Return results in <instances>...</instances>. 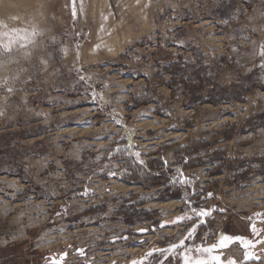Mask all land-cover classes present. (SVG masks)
Wrapping results in <instances>:
<instances>
[{"label":"rangeland","instance_id":"obj_1","mask_svg":"<svg viewBox=\"0 0 264 264\" xmlns=\"http://www.w3.org/2000/svg\"><path fill=\"white\" fill-rule=\"evenodd\" d=\"M13 29L0 264H181L155 250L184 239L189 201L210 215L186 243L264 240V0H0V43ZM251 251L221 254L264 264Z\"/></svg>","mask_w":264,"mask_h":264},{"label":"snow or ice","instance_id":"obj_2","mask_svg":"<svg viewBox=\"0 0 264 264\" xmlns=\"http://www.w3.org/2000/svg\"><path fill=\"white\" fill-rule=\"evenodd\" d=\"M73 15H75V11L73 12ZM34 34V32L31 33V35ZM29 35L30 34L26 31H22L19 29H13L10 32L3 33V36L7 38V42L0 43V55L11 52L13 45L17 43L20 44V47H25L26 45L23 42L29 40ZM260 55L264 56V47H262ZM81 79H83V77ZM4 83L6 84L7 81L5 80ZM8 91L11 92L12 89L8 88ZM113 119L115 120V122L119 123L118 118L113 117ZM117 151H120V149H117ZM135 156L139 158L140 153L136 152ZM140 162L143 163V161ZM177 173L179 176V183H191L190 180L184 177L182 170L177 169ZM193 195H195V193H193ZM211 195L212 194L209 193V197H211ZM186 207L191 211L192 215L189 216L187 213H185L184 215L177 217L175 221L171 222L173 224H179L184 220H194L192 227L189 228L187 234L184 235V239L178 238V242L170 243L167 248L155 250L156 252H159L165 260H167L168 257L171 256L173 258L179 257L181 264H236V261L234 259L225 260L223 255L221 254L223 249L231 246L234 243L239 244L245 249V261L259 259V257L253 251H251V249L255 247L256 243H264V240L254 242L253 240L247 239L246 237L240 235L233 236L230 234L221 233L217 236V242L210 246H205L204 244L194 245L186 243V241H191L194 239L197 228L201 224L205 223L206 221L204 218L210 215V212L206 209H198L197 207H193L191 201L187 203ZM164 226L165 225H161V227ZM261 231L264 230L257 229L255 227V224L251 225V232L254 236H258ZM153 254V252H149L148 256H152ZM62 259L63 257H61V261ZM61 261L53 260L51 264H61ZM134 264H137V262H134ZM139 264H144V261H140Z\"/></svg>","mask_w":264,"mask_h":264},{"label":"bare ground","instance_id":"obj_3","mask_svg":"<svg viewBox=\"0 0 264 264\" xmlns=\"http://www.w3.org/2000/svg\"><path fill=\"white\" fill-rule=\"evenodd\" d=\"M166 206V205H165ZM169 206V205H168ZM171 208V207H170Z\"/></svg>","mask_w":264,"mask_h":264}]
</instances>
